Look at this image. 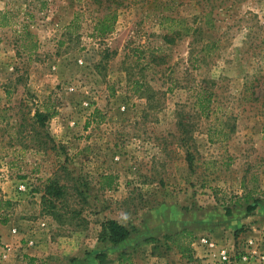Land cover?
I'll list each match as a JSON object with an SVG mask.
<instances>
[{
    "label": "rangeland",
    "instance_id": "obj_1",
    "mask_svg": "<svg viewBox=\"0 0 264 264\" xmlns=\"http://www.w3.org/2000/svg\"><path fill=\"white\" fill-rule=\"evenodd\" d=\"M0 12V230L30 232L0 240L3 264H210L202 236L230 264H264V0ZM109 219L130 230L117 245L101 238Z\"/></svg>",
    "mask_w": 264,
    "mask_h": 264
},
{
    "label": "built area",
    "instance_id": "obj_2",
    "mask_svg": "<svg viewBox=\"0 0 264 264\" xmlns=\"http://www.w3.org/2000/svg\"><path fill=\"white\" fill-rule=\"evenodd\" d=\"M78 63L82 64V61L78 59ZM88 105V104H87ZM27 190L26 184L24 182H19L17 185V191L25 192ZM195 248H201L204 252V257L208 259L210 264H230L234 257L231 250L222 244H218L208 237L202 236L193 244ZM250 245H252L250 243ZM9 244L0 242V264L8 258L11 251ZM258 254V260H264V256L261 253ZM247 255H256L255 251L247 252ZM247 256H243L242 259H246Z\"/></svg>",
    "mask_w": 264,
    "mask_h": 264
},
{
    "label": "trees",
    "instance_id": "obj_3",
    "mask_svg": "<svg viewBox=\"0 0 264 264\" xmlns=\"http://www.w3.org/2000/svg\"><path fill=\"white\" fill-rule=\"evenodd\" d=\"M4 25H6L5 13L0 12V26H4ZM108 29H109L108 26L102 24L101 30H99V31L105 32ZM105 178L107 180L106 186L109 187L110 183H111V177L106 176ZM256 201H254V202H256ZM0 205L3 206V208L7 209L10 205V202L9 201H2V202H0ZM255 205H256V203L248 205L247 211H251L252 209H254ZM226 214L227 215L229 214V210H226ZM129 234H130V230L126 226L118 223L115 220L109 219V220H106L102 223L101 238L103 240V243H105V245L106 244L107 245H117V244L123 242L124 240H126L127 237L129 236ZM174 237L175 236L168 234V235H165L164 238L167 241L171 242L174 239ZM180 251L182 253H185V252L189 251V248L186 247V248L180 249ZM99 260H100L99 262L102 263V259L99 258Z\"/></svg>",
    "mask_w": 264,
    "mask_h": 264
},
{
    "label": "crops",
    "instance_id": "obj_4",
    "mask_svg": "<svg viewBox=\"0 0 264 264\" xmlns=\"http://www.w3.org/2000/svg\"><path fill=\"white\" fill-rule=\"evenodd\" d=\"M24 225V226H23ZM26 225H28V224H22L21 226L20 225H16V227L15 226H12V225H6L5 226V229H8V231L6 230H0V240L1 241H7V242H13V243H16L17 242V239H19L18 237H17V234H21V230H23V229H25V233H30L28 230V228H27V226ZM11 229H13V230H15V232H17V234H14V233H11ZM40 231V230H39ZM38 235V234H37ZM16 237H17V239H16ZM38 238H39V235L38 236H36V238L33 240V241H36L37 243L36 244H39V246H37V247H32V248H28L27 249V251H28V255H29V257L30 258H34V257H37V258H39V257H41L42 256V251H44L45 252V249H43L42 247H43V245H40V243H39V240H38ZM40 239H43V237L41 238V236H40ZM73 246V245H72ZM81 246H83V244L82 243H80V244H77V247L75 248V250H78V248L79 247H81ZM73 248V247H72ZM73 253V252H72ZM79 257V256H78ZM24 260V259H23ZM20 261V264H24V261ZM84 260H85V258L83 257V258H77L76 259V261H74V262H76L77 264H84ZM19 262V261H18ZM74 262L73 263H71V264H74ZM8 263V262H7ZM6 263V264H7ZM11 263V261H9V263L8 264H10ZM70 263V260H69V262L68 263H66V264H69Z\"/></svg>",
    "mask_w": 264,
    "mask_h": 264
}]
</instances>
